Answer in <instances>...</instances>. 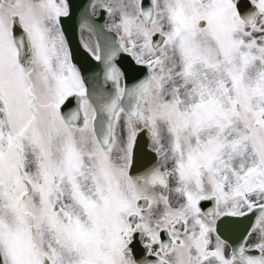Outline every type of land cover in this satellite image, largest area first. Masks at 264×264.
<instances>
[{
  "label": "snow or ice",
  "instance_id": "6c2138e0",
  "mask_svg": "<svg viewBox=\"0 0 264 264\" xmlns=\"http://www.w3.org/2000/svg\"><path fill=\"white\" fill-rule=\"evenodd\" d=\"M0 264H264V0H0Z\"/></svg>",
  "mask_w": 264,
  "mask_h": 264
},
{
  "label": "water",
  "instance_id": "95a60500",
  "mask_svg": "<svg viewBox=\"0 0 264 264\" xmlns=\"http://www.w3.org/2000/svg\"><path fill=\"white\" fill-rule=\"evenodd\" d=\"M73 39H75V34H73Z\"/></svg>",
  "mask_w": 264,
  "mask_h": 264
}]
</instances>
